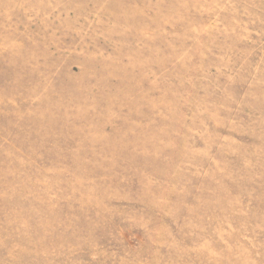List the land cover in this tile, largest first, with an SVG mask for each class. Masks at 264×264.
Returning a JSON list of instances; mask_svg holds the SVG:
<instances>
[{
  "label": "rangeland",
  "instance_id": "obj_1",
  "mask_svg": "<svg viewBox=\"0 0 264 264\" xmlns=\"http://www.w3.org/2000/svg\"><path fill=\"white\" fill-rule=\"evenodd\" d=\"M0 264H264V0H0Z\"/></svg>",
  "mask_w": 264,
  "mask_h": 264
}]
</instances>
